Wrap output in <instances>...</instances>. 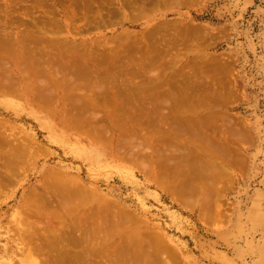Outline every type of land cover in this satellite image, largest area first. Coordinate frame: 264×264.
Here are the masks:
<instances>
[{"label":"rangeland","instance_id":"obj_1","mask_svg":"<svg viewBox=\"0 0 264 264\" xmlns=\"http://www.w3.org/2000/svg\"><path fill=\"white\" fill-rule=\"evenodd\" d=\"M85 1L88 2L70 11L68 0H14V4L13 0H0V25L6 26L2 27L10 36L6 39L7 48H3V41L0 40V51L6 49L0 52V134L22 141L27 145L30 155L26 159L29 163L20 165V170H17L19 175L15 176L11 184H7V189L0 195V213H6L0 222V246H8L10 254L16 251H13L17 247L16 243L7 237L8 230L16 225L14 216L20 209L18 202L26 192L40 187L41 181L49 174L47 171L53 170L63 174L69 188L76 190L80 184V189L85 191H79L80 194L86 193L87 199L91 194V198L86 200L90 208L108 205L106 210L111 214L119 213L121 209L130 212L136 221L135 229H143L163 239L160 243L166 244L169 251L166 250L160 256L170 261V257L175 254L173 259L176 262L171 260L174 264H264V0H152L151 3L138 4V7H135V3L131 4L134 10L133 6H123L120 0ZM10 3L13 4L12 11L11 8H4ZM179 23L197 29L199 38H195L194 43L191 40L190 45L179 44L173 54L181 57L175 62L169 56L160 58L154 68L151 66V73L148 68L146 73L149 72L147 75L151 77L165 71L160 81L149 82L150 76L138 72L145 59H106L105 76L98 78L97 84H94L95 79L91 74L88 75L90 85L82 90L64 86L73 74L61 66L60 69L69 71L70 75L58 73V83L61 87L63 85L60 90L56 86L48 87L41 83L50 81L46 64L56 54L57 48H72L74 53L78 51L87 56L94 52L106 56L109 50H105L108 47L110 49V43L116 44L115 40L119 37L123 43L141 42V34L145 36L154 27L158 29L160 25ZM11 28L14 34L9 33ZM17 31L22 32L18 35ZM25 32H34L42 40L39 43L20 44L17 41ZM54 39L58 41L55 46H51ZM129 44L125 42L122 47ZM101 46L106 49L102 50ZM68 53L71 55L67 54L66 58L73 56L71 51ZM120 63L128 66L122 65L120 69ZM172 64H175L174 68ZM168 65L172 68H168ZM57 66H52L53 79L57 76ZM119 70L124 72L118 73ZM176 70H181V73L198 70L199 74L197 72L189 78L188 82L195 85L182 96L184 106L180 112L187 110L189 114L184 112L185 119H182L181 124L177 117L174 123L179 127L190 125L192 133L202 131L203 136L204 133L212 136L211 141L216 147L212 149H217V156L205 145V148L202 145L203 151L202 142L198 144L207 141L204 138L208 137L206 134L203 137L198 133L203 140L194 134L198 138L196 141V138L191 139L194 136L187 134L190 128L182 126L187 129L188 141L196 144L189 145L199 147L203 153L208 149L209 158L210 152L214 153L212 157H217L216 162L210 163L206 153L203 155L199 149L195 150L201 153L193 151V156H188L189 150L186 149L187 153L184 151L185 156L181 154L183 157L180 158L183 148L176 142L178 147L174 146L177 151H181L175 156L176 148L165 138L169 135L172 119L170 122L166 118L155 121L151 114L145 115L144 121L137 120L138 106H141L139 100L135 102L130 99L129 93L121 94V86L126 82L132 88L135 82L150 89L166 81L174 86L179 78L175 77ZM187 80L182 81L186 83ZM210 82H213L212 85ZM5 84L14 87L19 94L16 91L13 94L4 93L1 89ZM40 94L43 95L42 99L39 98ZM172 100L163 97L160 100L161 108L157 105L164 116L174 112L170 106ZM148 101L145 99L147 104L154 102L148 106L142 102L149 110L159 104L152 98ZM187 105L188 109L185 108ZM122 109H127L128 118L122 115ZM176 113L179 117L180 113ZM183 136L181 140L187 144L186 136ZM157 137L164 139L159 140ZM144 138H149L150 143L136 147L141 145L139 143ZM129 140L133 146H124L123 150V145ZM2 147L7 150L6 145L2 144ZM134 149H139L138 154ZM130 153L137 157L134 162L130 159L132 157H128ZM185 157L194 165L193 172L200 170L199 166L205 168L203 163L204 167L201 166L202 160L207 167L212 165L209 166L210 170L205 168L204 171L207 169L212 175L214 173L211 176L213 178H208L206 172L201 174L204 171H198L205 178L213 179L210 181L212 186L207 184V179L199 180L201 176L198 177L199 181L196 180L199 174L191 172V165V168H187L189 161H184ZM143 158L148 160L142 163ZM213 158L210 160L213 161ZM144 165H148V170ZM173 165L176 166L175 171ZM195 165H198V170ZM213 166L217 168L212 169ZM167 169L169 173H176L177 177L168 174ZM163 175L168 177H165L167 181L172 180V175L173 178L175 176V181L180 179L179 184L174 181L175 186L171 180L168 181L171 184L165 182ZM188 179L192 182L188 183ZM209 186L212 191H209ZM179 188L184 189L180 192ZM173 189H177L176 192ZM178 192L184 201L177 197ZM82 194L81 197H84ZM185 195L191 198L188 200L186 197L187 201ZM185 201L194 205H186ZM48 204L44 211L51 216L61 215L62 210L57 208L55 201ZM68 215L70 222L80 212L76 210ZM119 237L116 235V240ZM167 252H170L169 255ZM0 253L5 255L1 249ZM26 263L31 264L28 261Z\"/></svg>","mask_w":264,"mask_h":264},{"label":"bare ground","instance_id":"obj_2","mask_svg":"<svg viewBox=\"0 0 264 264\" xmlns=\"http://www.w3.org/2000/svg\"><path fill=\"white\" fill-rule=\"evenodd\" d=\"M79 1L80 2L77 3V0L75 2L68 0L69 10L75 11V9H78L80 6H82L88 2L85 0H79ZM120 1L123 2L122 3L123 6H126V7L127 6L132 7L134 5V3L137 4V6L135 5V7H138V4L144 5L146 3L152 2V0H125V1L120 0ZM158 1L159 2H166L167 0H158ZM8 2H9V0H8ZM13 4H14V0H13ZM13 4L12 3H10L9 5L4 4L7 6L4 8L5 9L11 8L13 6ZM131 4H133V5L131 6ZM15 5H16V3H15ZM27 7H29V6H27ZM5 9H2V10H5ZM140 9H142V8H140ZM13 10H14V8H13ZM133 10H134V6H133ZM6 11H8V10H6ZM11 11H12V8H11ZM72 13H75V12H72ZM75 16H76V14H75ZM71 17H72V15H71ZM0 26H1L0 27V30H1L0 31V40L3 41L4 45L1 44L2 43L1 41H0V44L4 48L7 46L6 39H8L10 36L7 35L8 31L4 30V28L6 26L5 25H0ZM2 26H5V27H2ZM158 26H159V24H158ZM163 26L161 27V25H160L158 29H157V27H154V28H156V30H154V28H153V30H149L145 34V36H143V37L141 34V39H142V40L140 39L141 42H132L129 44L128 41H125L127 44H129L126 47H122L123 44H125V42L123 43L121 41L120 37L117 38V40H115L116 44H112L113 42L108 40V41L112 42V43L109 42L112 45L110 47V49L108 47L107 50H105L106 49V48L104 49L105 46L104 47L101 46L103 48L102 50H105V51L109 50L108 54L106 56L103 54H100V52H94L93 55L87 56L86 54H83L82 52H78V51H77V53L76 52L74 53L72 48H68V49L66 47L65 48L64 47L57 48V50L55 52L56 54L52 58H50L51 60H48V63L46 64L47 65V67H46L47 72L46 73L50 76V81L49 82H41V83L44 84L45 86H48V87H50L51 85L56 86L60 90V88H62L63 85L61 87V84L58 83L57 79L59 77V74H61L62 76H66V75H70V73H71V74H73V76H71L65 82L64 86H66L67 89H78L79 88L82 90V89L86 88L85 86L90 85L88 75L91 74V76L95 79L94 84L95 83L97 84L98 78L105 76V71H104L105 65H104V63H105L106 59H123V60L124 59H145L146 61L140 65L138 72L141 73V71H142L143 73H146L148 71V68H150L151 66H153L152 68H154V66L158 63V60H161L160 58L165 59L166 57L171 56V57H169V59H171L172 62H175V59H180L181 56L173 54V51L175 50V48L177 46H179V44L183 45V44L189 43V45H190L191 40H194V41H192L194 43L196 41L195 38H197V39L199 38V36H198L199 32L197 33L198 30L195 29L194 27H191V26L189 27V25L188 26H186V25L181 26V24L180 25L173 24L171 26H165V25H163ZM11 29H12V31L10 29H8V30H10L9 33L14 32L13 28H11ZM17 32L19 33V34L18 33L17 34L20 35V33L22 31H17ZM33 33L25 32L23 34V36L21 35L22 37L20 38V40L18 39V36L16 35L17 39L19 40V41H17V40L16 41L21 42L20 44L27 43V42L28 43H33V42L39 43V41H41L42 39L40 37L35 36L34 35L35 33L34 34ZM201 35H202V33H201ZM201 35H200V37H201ZM127 37H129V36H127ZM12 38H14V37L12 36ZM14 39H16V38H14ZM57 41L55 39H54V41H51V46H55L54 44H56ZM109 43H107L108 46H109ZM0 49H1V47H0ZM65 49H66V51H65ZM5 50L2 49V51H5ZM100 50L101 49H99V51ZM2 51H0V52H2ZM68 51H71L72 55H73L70 58H66V55L69 54ZM97 51H98V49H97ZM69 55H71V54H69ZM195 58H193V59H195ZM183 59H185V58H183ZM124 62L126 63V61H124ZM54 64L59 65V66H57V69H56L57 76L55 79L52 78V75H53L52 66ZM94 65H97L98 67H94ZM122 65L128 66L126 64L120 63V69H121ZM60 66L63 68H68L70 70V73H69V71L61 70ZM171 66L174 68L175 64H172ZM171 66H169L168 68H172ZM188 66H190V65H188ZM106 67H109V66H106ZM158 68L161 69V67H158ZM150 70H151V68L149 69V71ZM163 71H161L162 73L157 72V74H154V77L147 75V74H149V72L146 73V75L148 77L150 76L149 78L147 77L148 81L149 82L160 81L162 79V76L164 75L163 73L165 72V71L164 72ZM122 72H124V71L123 70L118 71V73H122ZM181 72H182L181 70L175 71V75H176L175 77H179V78L174 83V86L172 84V81H171L172 85L168 84L170 81L169 82L166 81V82L159 83L156 87H154L152 89H150V87L145 88L144 86H141L139 83L136 84V82H135V84L133 83L134 87L132 88V86L129 85V83L127 84L126 81H125L126 83H123V86H121V94L126 93V95H127L129 93L128 97H130V99H133L134 101L139 100L138 104H141V106H138L139 107L138 108L139 109V116H138L137 120L144 121L142 119L145 115H147V116L154 115L153 117H155V119H154L155 121H161V120H163L162 118H166L168 120L167 122H170L172 119V121L170 122L172 124L169 125L171 128L168 126L169 127L168 128L169 135H166L165 138H166L167 142L172 143L171 144V146L173 145L172 147H175L174 144L176 142L177 145L179 143L178 146L180 148H183V152L179 148V150L181 151V153H180V151H177V148L175 147L176 151H177V152H175V156L177 153H180V156H179L180 158L185 156V154L187 153L186 152L187 150H189L188 156L190 154L193 156L194 152L198 153V150L196 151L195 149H199V151H201V149H202L204 151L203 148H205V146L207 148H210V149L215 147V144H213L214 142L211 141L212 136L210 137L207 133H204V136L206 134L208 137H210L209 139H208V137H204L201 134L202 131L192 133L193 128L190 125L189 126L188 125L187 126L182 125L184 127L190 128V129L188 128L189 129L188 130L189 133H188L186 128H184L182 126L179 127L178 125H176L177 123L176 124L174 123V122H177L178 120H180V124H181V121L184 118V114L188 113L187 110H186V112L184 110L185 113L182 112L183 114L180 112V110L184 106L183 105L184 99L182 98V96L184 97L185 92H189L187 90L192 85H195L193 83L191 85V83H189L188 81L190 80L189 78H191L197 74L198 70L184 71V73H181ZM150 73H151V71H150ZM200 73L202 74V72H200ZM198 74H199V72H198ZM121 77H123V76H121ZM197 77H198V75H197ZM197 77H196V79H197ZM182 80H184V81L187 80V82L185 83ZM192 82H194V81H192ZM142 83H145V81L144 82L142 81ZM212 83H211V85H212ZM171 86H173V87H171ZM208 86H209V84H208ZM2 87H1L2 88L1 90L6 94L7 93L13 94V93H15V91H16L17 95L19 94L17 92V90L14 87L10 86L9 84H5ZM194 87H197V86H194ZM193 89H195V88H193ZM130 92H132V93H130ZM161 96H162V99H163V97H167V99H168V97H170L171 100L173 99L171 101L172 105H170V106L174 112H172V115L168 114L169 116H171L170 119H169V116H164V114H163L164 112H160V108L162 105V102L160 101V100H162V99H160ZM80 97L78 98L79 101L82 100V98H80ZM39 98L42 99L43 95L40 94ZM151 98L155 99L157 102H159V104H155V103H157V102H155L154 103L155 106H154V104H152V106H154V107L150 108V110H149L148 107L147 108L145 107V105L146 106L151 105V103H153L154 101L153 102L151 101L149 104H147V102H145V99H147V101L149 99V101H150ZM157 99H160V100H157ZM187 100H185V101H187ZM142 101H144V104L145 103L146 104L144 105ZM195 103H196V105L199 104V102H195ZM195 103H193V104H195ZM157 105H160V108ZM195 107L196 106L194 105L193 109H195ZM185 108L188 109V105ZM190 108H189V112L191 111ZM126 110L127 109H122L121 112H122V115L125 116V118H128V113L126 112ZM172 110L170 109V111H172ZM162 111H164V110H162ZM176 111H177V113H180L181 116L179 115V117H178L177 115H175ZM173 114L175 115L174 118H172ZM176 117H177V121H176ZM198 120H200V118ZM195 121H197V120H195ZM200 122L202 123V121H200ZM197 123H199V122L197 121ZM182 128H184V129H182ZM185 129H186V131H184ZM195 131H199V129H197V130L195 129ZM186 132L188 135L191 134L192 136H194V134L200 133L201 136H203L204 138H207L206 139L207 141L205 140L206 142H204V143H203V141H200V142L198 141L199 142V143L197 142L198 144H200L202 142L201 143V149L199 147L196 148L193 145H189V144H192L193 142L191 143L190 141H188L189 136L187 137ZM209 132L211 133V131H209ZM183 134H184L183 137L185 138V136H186L185 139L189 143L187 142V144H186V142L184 140H181ZM200 134L195 135V136L197 137ZM212 135H214V134H212ZM195 136H194V138L193 137L192 138L190 137V138L195 139L196 138ZM201 136L198 137L199 140L202 138ZM0 138H1L0 139V195H1L4 193L3 192L4 189L5 188L7 189V184H9V183L11 184L14 181L15 176L19 175V172L17 170H20V168H21L20 165L21 164H27L28 160H26V159L29 158L30 155H29L27 145H25L22 141L20 142L19 140H17L16 137H12V136H10V137L6 136L5 137L4 135L0 134ZM157 138L159 140L164 139V137H160V138L157 137ZM198 138H196V141ZM202 140H203V138H202ZM209 140H210L211 145H210V143H208ZM183 141L185 143H183ZM1 142H3V143H1ZM149 143H150L149 138H144V140L143 141L141 140V142L139 143L141 145H138L136 147H139L142 145L144 146L145 144H149ZM205 143H208V144H205ZM2 144L6 145L7 150L2 149L3 148ZM168 144H170V143H168ZM127 145L133 146V142L131 140H129L128 142H126L123 145V147L127 146ZM194 145L196 146V144H194ZM202 145L203 146L205 145V146L202 148ZM207 145H209L211 147H209ZM123 147H119V148L121 149ZM127 147H129V146H127ZM36 148L34 149L35 151H36ZM123 150H125V147L123 148ZM136 150L134 149L133 151H136ZM207 150H205L206 152H204V153H206L205 155H207L206 159L208 158L210 163L216 162L215 160H217L216 159L217 157L214 159L213 154L215 153V155H216L217 149L210 150V151H214V153L212 152L213 154H211V152H210V156H211L210 158L211 159L213 158V161L210 160L208 153H207ZM138 151H139V149H138ZM138 151H136L137 152L136 154H138ZM203 151H201V152L203 153ZM191 152H193V153H191ZM201 152H199V153H201ZM204 153H203V155H204ZM181 154H183L182 157H181ZM132 155L133 154L129 155L128 157L129 158L132 157L130 159L132 162H134L137 157L134 156L135 154L133 156ZM212 155H213V157H212ZM133 157H134V159H133ZM197 157H198V155H197ZM143 159L144 160L146 159V160L144 161ZM143 159H142L143 160L142 163H144L148 160V158H143ZM206 159L204 157L203 160L205 161ZM180 160H182L183 163L185 160H186V162L189 161L186 159V157H185L184 161H183V159H180ZM203 160L202 161L200 160L201 166L203 163L205 165V168L210 170V167L212 165H209L210 167L209 166L207 167L206 163L208 162V160H206V163L203 162ZM140 162H141V160H140ZM209 162H208V164H209ZM142 163H140V164H142ZM189 163H190V161H189ZM189 163H188V166L186 165L187 163L185 164V166H187L188 169L192 167L191 168V170H192L194 168L193 167L194 165L192 166V163H190V164ZM200 163L198 162V164H200ZM214 164L217 165V163H214ZM190 165H191V167H189ZM204 165L202 166V168L204 167ZM195 166L197 168L198 165H195ZM146 167H148V165L145 166V168ZM214 167H216V166H213L212 169H215ZM145 168L142 167L141 169L144 170ZM174 168L176 169V166L173 167V170H174ZM196 168H195V170H196ZM198 168H200V170H198ZM198 168H197V170L201 171V172L205 170V168L201 169L200 166ZM207 169H206V171H204L201 174H205V172H206V174L209 175V176L208 175H206V176L209 178V177L213 176L214 173L212 175V173H210V171L208 172ZM146 170H148V168H146ZM164 171H166V170H164ZM185 171H186V169H185ZM47 172L49 174L47 173L48 176L45 177L43 182L41 181V184H39L40 187L36 186L33 190L26 192L20 198V200L18 202L20 209L18 210L16 216H14V218L16 220L15 221L16 225H14L13 229L8 230L9 236L7 237L9 241H13L14 243H16L17 247L13 250V251H15V250L16 251L14 253L10 254V250H9L8 246H5V247L0 246V249L5 252V255L0 253V264H17L18 262H20V264H24L27 261L31 262V264H56L58 262H59L58 264H60L62 262H63L62 264H64V263L65 264H174L176 262V259L175 260L173 259V257L176 256L175 254H174V256L170 257V259L172 258L171 259L172 261L174 260L173 261L174 263L171 260L169 261V260L164 259L163 258L164 256H162V258H161L160 255L162 253L165 254L166 250L169 251L168 250L169 247H166L167 246L166 244L163 245L162 243H160V241H163V239L160 240L159 238H161V237H159V236L157 237L156 234H153L150 232H149L150 234H148L147 232H144L143 229H138V228L135 229L134 223L136 221H135V218L133 217V215L130 214V212L127 213V211L125 210L126 211L125 212V211H123V209H121L123 212L119 211V209H118L119 207H118L116 209L119 211V213L115 212L114 214H111L108 212V210H106V209H108L107 208L108 205L105 206L106 208L104 206L100 205L94 209L91 207L92 208L91 209L89 206H87L88 201H86L89 198H91V194L90 195L87 194L89 196V197L87 196L88 199L85 198L86 193H85V195L82 194L85 191L83 192L82 188L80 189V187H79L80 184L78 186V189H77V187H76V190L73 188L71 189L65 183L64 176H62L63 175L62 173H61L62 175H60L59 173H55V171H53V170L52 171L49 170ZM167 172H168V174L172 173L177 177L176 173H173V172L169 173V170ZM167 172H163V173L165 174ZM191 172L195 173V174L197 173V172H193V170ZM191 172H189V173H191ZM199 173L200 172H198V174ZM58 174H59V176H58ZM168 174H166V175H168ZM201 174H199L197 176L196 180L199 181L200 179L203 180V178H204L203 181H206V179H207V181H206L207 184L211 185L210 184L211 180L208 179L207 177L205 178ZM49 175H51V176H49ZM57 176L60 179L63 177L62 178L63 180L62 179L60 180L59 178H57ZM60 176H62V177H60ZM175 176H174V178H175ZM165 177L166 176H164V179H165ZM168 177H169V175H168ZM168 177H166V178H168ZM198 177H200L199 180H198ZM65 178L67 179L68 177H65ZM170 178H172V180L170 179L171 181L170 180H168V181H170L171 183H172V181H173V183L177 182V185L179 184L178 183V181L180 180L179 178H178L179 180H176V181L174 180L173 175ZM211 178H213V177H211ZM68 179L66 181H69ZM189 179L187 181L188 183L191 181ZM164 181L168 182L166 179ZM212 181H213V179H212ZM163 182H160V183H163ZM170 182H168V183L171 184ZM188 183H186L185 185H188ZM202 183H204V182H202ZM182 184H183L182 187H184V183H182ZM198 184H201V183L199 182ZM175 186H176V183H175ZM81 187H83V186H81ZM182 187H180V188H182ZM83 188L85 189V187H83ZM180 188H179V190L181 192V190H183L184 188L183 189H180ZM209 189H210L209 191H212L210 186H209ZM176 190L177 189H175L174 191L176 192ZM189 190H191V189H189ZM79 191L82 192L81 193L82 195H84V197L82 196L83 198L81 197V194ZM86 191H88V190H86ZM186 191H188V190H186ZM179 194H180L179 192L177 193L178 196L175 194V197L176 196L180 197ZM186 197L188 198V200H189V198H191V197H189V195H185V199H186ZM44 198H47V199L44 200ZM180 198L182 199V201H184L183 200L184 197L182 198V196H181ZM181 199H180V202H181ZM191 200H192L191 203H193L194 200L193 199H191ZM39 201H41L43 203H41ZM54 201L56 202V204L58 206L57 208L62 210L60 216H56V215L51 216L49 213L44 211L45 209L48 208V205H49L48 203H50V202L52 203ZM184 204L187 205L189 203H187L185 201ZM186 205H184V206H186ZM189 205L192 206L194 204H189ZM112 207L114 208L115 206H112ZM76 210L80 212V215L77 218H75L73 216V221L68 222V216L70 217V215H68V213L72 214ZM120 212H121V215L123 214V217L120 215ZM5 215H6V213L2 214V215L0 213V222H1V218H4ZM28 215H31L33 218H30ZM205 217L206 216L204 215L203 218H205ZM208 220H210V219H208ZM140 230H142V231H140ZM11 235L14 236V238H12ZM116 235L120 236L118 240H116ZM155 235H156V237H155ZM163 243H165V242H163ZM168 253H170V252H167L166 254H168ZM19 255H22L21 258L18 257ZM167 257H169V256H167ZM167 257H165V258H167Z\"/></svg>","mask_w":264,"mask_h":264}]
</instances>
